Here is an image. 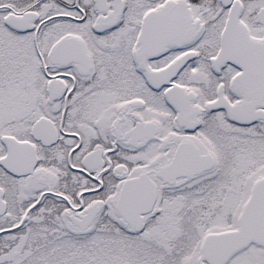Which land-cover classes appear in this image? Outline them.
Here are the masks:
<instances>
[{
  "label": "snow or ice",
  "instance_id": "6c2138e0",
  "mask_svg": "<svg viewBox=\"0 0 264 264\" xmlns=\"http://www.w3.org/2000/svg\"><path fill=\"white\" fill-rule=\"evenodd\" d=\"M0 264H264V0H0Z\"/></svg>",
  "mask_w": 264,
  "mask_h": 264
}]
</instances>
